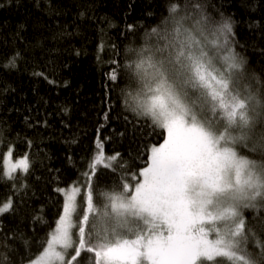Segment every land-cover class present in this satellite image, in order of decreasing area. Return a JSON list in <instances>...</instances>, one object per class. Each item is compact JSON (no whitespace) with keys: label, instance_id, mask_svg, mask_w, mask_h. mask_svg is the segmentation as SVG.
Listing matches in <instances>:
<instances>
[{"label":"trees","instance_id":"obj_1","mask_svg":"<svg viewBox=\"0 0 264 264\" xmlns=\"http://www.w3.org/2000/svg\"><path fill=\"white\" fill-rule=\"evenodd\" d=\"M173 5L188 17L185 27L206 28L210 46L215 29L232 23L231 49L245 61L237 88L264 102V0H0V206L12 205L0 214V264H27L46 246L62 215L63 188L80 189V216L89 190L96 205L107 203L103 194L121 183L134 190L133 174L166 131L133 110L141 85L131 66L156 44L153 29L162 31L165 21L172 28ZM262 134L264 119L235 146L238 154L264 163V151H251ZM9 147L29 160L28 170L11 179L3 161ZM98 149L105 160L93 170ZM116 154L119 161L108 159ZM115 163L121 166L113 170ZM256 205L242 210L255 233L248 245L254 254L255 239L264 242V203ZM73 254L68 249L66 261ZM94 259L82 251L73 264Z\"/></svg>","mask_w":264,"mask_h":264},{"label":"snow or ice","instance_id":"obj_2","mask_svg":"<svg viewBox=\"0 0 264 264\" xmlns=\"http://www.w3.org/2000/svg\"><path fill=\"white\" fill-rule=\"evenodd\" d=\"M170 12L172 28L165 21L162 31L153 29L156 44L142 49L131 66L141 85L132 96L133 110L151 118L166 138L133 174L134 190L121 183L103 194L107 203L101 205L89 190L82 216L80 189L65 192L62 215L29 264H73L82 251L94 253V264H264V242L255 239L258 254L249 251L255 233L242 211L256 207L257 200L264 203V163L239 155L235 147L254 135L264 102L237 88L245 61L231 49L230 21L215 29L210 46L205 27H185L188 17L178 15L177 5ZM258 148L264 151V134L251 151ZM94 159L93 170L105 157L98 149ZM108 159L119 161V154ZM120 166L115 163L113 170ZM13 167L27 171V158ZM11 209L5 203L0 214ZM68 249L74 254L66 261Z\"/></svg>","mask_w":264,"mask_h":264},{"label":"rangeland","instance_id":"obj_3","mask_svg":"<svg viewBox=\"0 0 264 264\" xmlns=\"http://www.w3.org/2000/svg\"><path fill=\"white\" fill-rule=\"evenodd\" d=\"M24 158H27V161L29 164V160H28L27 155L15 157L14 152H13V147L7 148L4 151V155H3L5 175L7 177H9V173H10L11 176H13L17 171L24 173L25 171L22 167H13L14 165H17L19 163V161L23 160ZM74 188H78V186H70L67 188H63L62 189L63 195L65 192H71ZM77 197H78V193H77ZM77 197H76V199H77ZM64 198H65V195H64ZM57 250H60V249L58 248ZM65 259H66V257H65ZM27 264H29V262Z\"/></svg>","mask_w":264,"mask_h":264}]
</instances>
